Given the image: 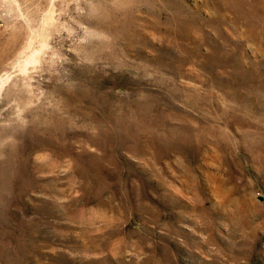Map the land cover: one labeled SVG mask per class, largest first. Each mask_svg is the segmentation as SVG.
Here are the masks:
<instances>
[{
	"label": "rangeland",
	"instance_id": "obj_1",
	"mask_svg": "<svg viewBox=\"0 0 264 264\" xmlns=\"http://www.w3.org/2000/svg\"><path fill=\"white\" fill-rule=\"evenodd\" d=\"M220 20L0 0V264H264V54Z\"/></svg>",
	"mask_w": 264,
	"mask_h": 264
},
{
	"label": "bare ground",
	"instance_id": "obj_2",
	"mask_svg": "<svg viewBox=\"0 0 264 264\" xmlns=\"http://www.w3.org/2000/svg\"><path fill=\"white\" fill-rule=\"evenodd\" d=\"M202 1L206 6H212L220 15L221 20L219 21V23H217L218 24L217 26H221V24H226L234 32H237V35L240 33L242 39L249 40L251 43L255 45L258 51L264 54V0H202ZM180 17H178L177 19L181 20L182 18ZM218 19L219 18H217V20ZM50 21H52V19H50ZM177 27L179 26L177 25ZM37 58H38L37 53L34 52L30 57L27 58L25 62V67L23 69L25 70L26 66L30 63H34V62L36 63V61L38 60ZM10 80L11 77L8 76L6 79L0 81V91L7 85V83Z\"/></svg>",
	"mask_w": 264,
	"mask_h": 264
}]
</instances>
